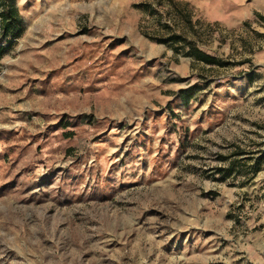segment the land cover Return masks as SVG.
I'll return each instance as SVG.
<instances>
[{
    "label": "rangeland",
    "instance_id": "1",
    "mask_svg": "<svg viewBox=\"0 0 264 264\" xmlns=\"http://www.w3.org/2000/svg\"><path fill=\"white\" fill-rule=\"evenodd\" d=\"M0 264H264V0H0Z\"/></svg>",
    "mask_w": 264,
    "mask_h": 264
},
{
    "label": "trees",
    "instance_id": "2",
    "mask_svg": "<svg viewBox=\"0 0 264 264\" xmlns=\"http://www.w3.org/2000/svg\"><path fill=\"white\" fill-rule=\"evenodd\" d=\"M2 27L5 31V33H9L10 31H12L14 34L13 36L15 38L19 37L21 34V26H20V22H19V18H18V14L17 11L15 10V8L10 7L9 9H6L2 15ZM192 55H194V57H196V59L198 61L203 62L206 65H221V62L218 58H216L215 56L210 55L209 53L205 52L204 50H200L198 48H192ZM187 79L180 77L176 74H174L173 72H170V74L164 78V82L166 83H173V82H186ZM92 118L94 119L91 115H84L82 117V120L85 121V119H89ZM93 121V120H92ZM68 136H74V134H69Z\"/></svg>",
    "mask_w": 264,
    "mask_h": 264
}]
</instances>
